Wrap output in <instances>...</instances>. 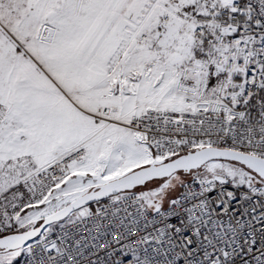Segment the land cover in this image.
<instances>
[{
  "label": "snow or ice",
  "instance_id": "snow-or-ice-1",
  "mask_svg": "<svg viewBox=\"0 0 264 264\" xmlns=\"http://www.w3.org/2000/svg\"><path fill=\"white\" fill-rule=\"evenodd\" d=\"M0 264H264V0H0Z\"/></svg>",
  "mask_w": 264,
  "mask_h": 264
}]
</instances>
